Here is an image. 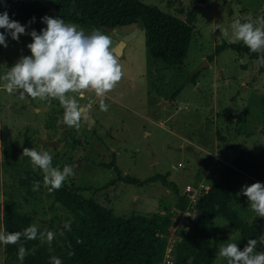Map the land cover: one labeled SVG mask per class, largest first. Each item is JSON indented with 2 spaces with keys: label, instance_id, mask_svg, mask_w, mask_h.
<instances>
[{
  "label": "rangeland",
  "instance_id": "rangeland-1",
  "mask_svg": "<svg viewBox=\"0 0 264 264\" xmlns=\"http://www.w3.org/2000/svg\"><path fill=\"white\" fill-rule=\"evenodd\" d=\"M141 1L184 19L198 4V0ZM41 2L48 8L44 15L59 17L54 9L55 0ZM262 15L264 0H208L200 6L188 56L179 67H167L150 57L142 20L116 27L126 31L139 28L140 32L126 43L118 59L123 75L113 89L103 96H97L90 89L85 91V98L79 103L87 107L94 121L82 119L79 128L63 123V109L57 100L20 99L18 92L9 94L1 90L0 231L4 229L5 183H10L19 169L34 170L29 157L23 154L26 147L51 153L53 166L70 165L73 174L63 185L92 187L82 193L112 208L118 216L150 215L167 208L172 223L163 235L171 241L178 230L187 231L198 213L197 201L204 192L192 202L194 193L186 191V186L191 184L196 188L204 181L207 190L218 163L230 162L234 147L243 145L258 152L264 145V70L257 68L256 60L249 55L232 49L210 58L217 46L227 40L216 29L217 23L230 30L233 18L255 19ZM75 24L86 32L91 30ZM39 25L45 27L41 20ZM33 28L37 30L38 25L28 24L26 33ZM100 30L111 37L105 29ZM30 41L27 34L21 35L18 41L7 37L8 46H0V73L20 56L30 54L26 48ZM194 75H198L195 84ZM100 103L108 106L106 111L100 110ZM35 108L40 111L36 112ZM260 130L263 131L258 134ZM218 133L228 140L221 141ZM246 135L252 136L250 144ZM13 143L19 147L20 160H24L5 167V151H10ZM113 160L123 175L141 180L156 174L169 175L168 180L176 183L189 198V208L182 213L174 189L161 181L144 185L121 181L103 189L118 176L114 168L104 166ZM34 171L42 174L38 169ZM252 183L246 177L236 180L234 201L242 213L245 212L242 207H248L247 199L237 192L242 185ZM21 209L33 215L42 226L56 219L58 226L68 225L72 219L66 208L54 203V195L43 186V181L36 195L21 203ZM226 229H229L228 222L222 217L216 218L211 229L217 249L215 264H226L218 254L221 243L238 239L239 247L241 242L239 233L222 237L221 232ZM50 231L54 238L48 243L60 251L63 242L55 230ZM4 247L0 246V264H5ZM164 264H173V257L167 255Z\"/></svg>",
  "mask_w": 264,
  "mask_h": 264
},
{
  "label": "trees",
  "instance_id": "trees-1",
  "mask_svg": "<svg viewBox=\"0 0 264 264\" xmlns=\"http://www.w3.org/2000/svg\"><path fill=\"white\" fill-rule=\"evenodd\" d=\"M207 1L198 0V4L186 13L185 19L141 0H55V7L60 18L91 29L126 26L140 19L145 28L150 57L164 62L167 67H179L188 56L200 6ZM5 9L11 19L22 25H28L30 19L35 17V22L30 24L38 25L37 31L42 28L39 25L40 18L48 10L41 0H5L4 4H0V11ZM225 49L247 54L254 60L258 55H264L261 52H250L242 43L231 44L223 40L210 58L214 59ZM197 77L193 76L194 84ZM218 134L221 141L228 140ZM18 149L17 144L13 143L11 150L5 151V167L10 164L15 166L24 160H20L22 157H19ZM218 164L209 187L197 201L199 209L191 226L187 231L178 230L177 237L175 235L171 241L163 235L172 223L169 209L164 208L163 212L150 215L133 213L128 217L118 216L112 208L82 193L92 187L76 185H63L51 191L54 203L69 211L71 223L58 226L56 219L48 226H42L33 215L21 209L24 200L36 195L37 190H33V184L42 181V174L28 168L19 169L15 178L5 183L3 188V231H22L28 225L35 224L38 238L25 240L21 237L16 244L5 245L4 262L49 264L50 256H58L63 264H164L167 255H171L173 264H215L217 249L211 229L216 218L222 217L229 224V229L221 232L222 237L227 233L240 234L241 249L248 238L264 234V217L255 219L248 207H242L245 211L242 213L234 201L238 178L246 177L252 182L264 180V145L258 152L234 147L231 161ZM104 166L114 168L118 176L111 179L103 189L121 181L136 185L161 181L174 189L181 212L189 208V198L181 193L176 183L168 180L167 174H156L141 180L123 175L115 160ZM50 230H55L63 242L60 251L48 243L46 233ZM21 244L27 250L22 262L17 258L18 246ZM172 244L173 248L169 251ZM260 247L258 244L257 249L264 251Z\"/></svg>",
  "mask_w": 264,
  "mask_h": 264
},
{
  "label": "clouds",
  "instance_id": "clouds-1",
  "mask_svg": "<svg viewBox=\"0 0 264 264\" xmlns=\"http://www.w3.org/2000/svg\"><path fill=\"white\" fill-rule=\"evenodd\" d=\"M4 3L5 0H0V4ZM40 20L45 27L39 31L33 28L26 33V24L11 19L6 9L0 11V29H3L0 31V46H8L7 37L17 41L24 34L31 37L26 44L30 54L20 56L11 67L0 73V89L9 94L18 92L20 99L57 100L63 109V123L79 128L81 120L87 118V107L79 103L84 100L85 91L90 89L97 96H103L122 78L114 41L100 29L86 32L60 17L44 15ZM34 22L35 17H32L28 23ZM216 29L231 44L242 43L250 52L264 51V15L244 20L236 17L230 24V30L222 28L219 23ZM255 64L257 68L264 67V55H258ZM99 107L101 111L108 108L104 103ZM23 154L29 157L33 169L43 174V186L50 192L61 188L73 174L68 164L62 168L53 166V155L46 150L26 147ZM39 186L40 181H35L33 190ZM241 194L246 197L255 219L264 217V182L242 185L237 192L238 196ZM21 237L37 239V225L30 224L22 231H0V246L16 244ZM46 238L51 242L54 234L48 231ZM237 240L218 246L219 257L226 264H264V251L257 249L258 244L260 249L264 248V234L248 238L242 249L238 247ZM26 252L22 244L18 246L17 258L21 262ZM49 264H63V261L58 256H50Z\"/></svg>",
  "mask_w": 264,
  "mask_h": 264
},
{
  "label": "water",
  "instance_id": "water-1",
  "mask_svg": "<svg viewBox=\"0 0 264 264\" xmlns=\"http://www.w3.org/2000/svg\"><path fill=\"white\" fill-rule=\"evenodd\" d=\"M54 9H55V11H57L56 8H54ZM107 30L108 31H114V28L108 27ZM116 30H117L118 34L114 33L115 38L113 39V41H114L115 54L119 59V57L123 54V50H124L126 43L129 42L131 39H133L140 32V29L136 28L135 31H133L132 33H127V34L124 31H122L121 29H116ZM86 116H87L89 123H92L94 121V119L90 116V114L88 112H86ZM176 237H177V235H176ZM172 248H173V244L170 246L169 251H171Z\"/></svg>",
  "mask_w": 264,
  "mask_h": 264
},
{
  "label": "built area",
  "instance_id": "built-area-1",
  "mask_svg": "<svg viewBox=\"0 0 264 264\" xmlns=\"http://www.w3.org/2000/svg\"><path fill=\"white\" fill-rule=\"evenodd\" d=\"M258 181H261V182H263L262 180H258ZM206 186H205V184H204V181H200L199 183H198V185H197V187L195 188L193 185H191V184H188L187 186H186V191H188V192H193L194 194H193V198H192V202H194V201H197L196 200V196L200 193V192H205L206 191Z\"/></svg>",
  "mask_w": 264,
  "mask_h": 264
},
{
  "label": "flooded vegetation",
  "instance_id": "flooded-vegetation-1",
  "mask_svg": "<svg viewBox=\"0 0 264 264\" xmlns=\"http://www.w3.org/2000/svg\"><path fill=\"white\" fill-rule=\"evenodd\" d=\"M107 28H108V27H107ZM107 28L105 29V31H106V32H109V33L111 34V38L114 39V38H115V37H114V33L118 34L117 30L114 28V31H108ZM121 30L124 31L126 34H127V33H132V32L134 31V29L131 30V31H126L125 28H124V29H121Z\"/></svg>",
  "mask_w": 264,
  "mask_h": 264
},
{
  "label": "crops",
  "instance_id": "crops-1",
  "mask_svg": "<svg viewBox=\"0 0 264 264\" xmlns=\"http://www.w3.org/2000/svg\"><path fill=\"white\" fill-rule=\"evenodd\" d=\"M10 67V66H9ZM2 89H0V91H1ZM35 111L36 112H39L40 110H39V108H35ZM262 131L263 130H260L259 132H258V134L261 132L262 133ZM248 134H250V133H248ZM240 135H243V133H240ZM247 136V138H250V140H249V144L251 143L250 141H251V139H252V136L251 137H249V135H246ZM219 137V136H218ZM246 142V141H245ZM241 147H243V145H240ZM245 146V145H244ZM246 148V147H245ZM3 149V148H2ZM214 156V155H213ZM215 157L216 158H218V156L215 154ZM213 158V157H212ZM232 159V158H231ZM263 182H264V180H262ZM236 189V188H235Z\"/></svg>",
  "mask_w": 264,
  "mask_h": 264
}]
</instances>
